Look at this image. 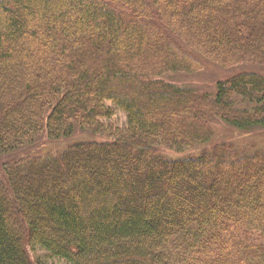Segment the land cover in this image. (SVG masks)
I'll return each instance as SVG.
<instances>
[{"label":"trees","instance_id":"16d2710c","mask_svg":"<svg viewBox=\"0 0 264 264\" xmlns=\"http://www.w3.org/2000/svg\"><path fill=\"white\" fill-rule=\"evenodd\" d=\"M28 40L43 66L22 76ZM208 63L264 64V0H0V264H47L26 248L66 264H264V147L207 142L216 124L264 129V78L240 72L213 97L159 80ZM44 135L73 143L43 154ZM220 157L261 167L252 207L237 175H215Z\"/></svg>","mask_w":264,"mask_h":264},{"label":"rangeland","instance_id":"374dc122","mask_svg":"<svg viewBox=\"0 0 264 264\" xmlns=\"http://www.w3.org/2000/svg\"><path fill=\"white\" fill-rule=\"evenodd\" d=\"M23 46H24V50H26V52L20 51L19 52L20 56L16 52L14 59H17L18 57L20 58L21 63H23V66H20L18 68L21 69L22 76L24 74L26 76L29 72H32V70L37 69L38 65L43 66V63L41 64V61H40L41 60V50L38 47H36V46L31 47L29 40L25 41ZM13 64H11V65L13 66ZM240 72H244V74L255 73L260 78L261 77L264 78V69H261V66H259V65H255V64L245 65V64H243V65L238 66V67H232V68L224 67V68H222L218 65L208 63L205 65V67H203L197 73H190V72L189 73H178V72L167 73L166 74L167 78L162 79V81L169 83V84H172V85L179 87V88H191V89L195 88L198 91L206 93L207 95H210L211 97H213L215 95L216 85L219 81L232 79L235 76L239 75ZM16 84H19V82H13L10 86L16 85ZM1 93L4 94L5 90H3ZM196 107H198V106H196ZM166 113L168 114V112H166ZM146 117H147V115H146ZM173 117H174V114L172 115L170 113L168 115H164L163 118H166L169 120V122L173 123L172 122ZM125 119L126 118L124 117L123 113L117 111L114 113L113 118L110 120V122L114 123L118 127H122L125 123ZM105 122H107V121H105ZM170 130H172L171 133L174 135V130L173 129H170ZM213 132H214V139H213L214 142L220 143V142H226L229 140H233L242 149L248 148L249 143L256 142V144H258V143L264 144V129H261V128H253L248 132H237V131H234V130H232V129L224 126V125L216 124L213 127ZM42 139L44 140L45 143L39 146V150L43 154L49 153L52 155V154L58 153L60 151L65 150L66 148H68L73 143L72 139L71 140H62V141H58V142H49L46 138V135H44ZM100 140L101 139H99V141ZM102 140H106V139H102ZM239 156H244V155L239 154ZM69 157H70V155L64 157L59 162H54V163L48 165L46 170L54 171L60 166H62V168H63V163H65L64 161L66 159H68ZM7 161H8V156H4V159L1 162H7ZM224 161H225L224 158L220 157V159L217 160L216 162H214V164L212 165L213 166L212 169L214 170L215 175L223 174L225 169H229L232 173L237 175V177L233 178V181L237 184V186L239 185L238 192H239V195L242 196L240 203L245 202L246 204H248L250 206L252 204V202L249 203V201L247 199H245L243 196L246 195V196L253 197L255 194L258 195L259 193H261V188L258 187V185L261 186V182H262V178H263V172L261 170V167H259L257 169L254 168L250 171V170H248V167H246L245 165L238 166V165L233 163V165L225 164V166H226V168H225V167H222V165H221V164H224L223 163ZM1 162H0V171L2 168ZM56 165H58V166H56ZM189 170L192 171L191 169H189ZM198 170H202V169L199 167ZM38 171L39 170H37L36 167H33L30 170V172H27L28 173L27 174L24 172V170L20 169L18 171V176L36 175V173ZM195 172H197V170ZM249 174H251L250 182L252 181L253 184L247 189H245L244 186L240 187V184L243 181L240 180L239 175H243L244 177H246ZM0 179L5 180V175H4V177H0ZM223 181H225L224 182L225 184L222 186V189L225 193H226V189H228L229 186L235 187V184L233 182L229 184V182L226 179ZM22 198H23V196H22ZM255 204H261L260 200L255 202ZM252 206L253 205H251V207ZM15 216H14V220L18 221V218ZM19 227H20V225H19ZM20 231L22 234L21 227H20ZM47 234H48V236L50 235V237L57 240L56 235H53V233H51V234L47 233ZM152 253H153V251H152ZM34 255H36L37 257L42 259V261H46L47 264H66L64 261L48 257L45 252L40 251V250L34 252ZM41 263L43 264V262H41ZM137 264H140V263L137 262Z\"/></svg>","mask_w":264,"mask_h":264},{"label":"bare ground","instance_id":"6f19581e","mask_svg":"<svg viewBox=\"0 0 264 264\" xmlns=\"http://www.w3.org/2000/svg\"><path fill=\"white\" fill-rule=\"evenodd\" d=\"M261 69H264V64H262L261 65ZM167 77H166V74L165 75H163V77H160V79L159 80H161V79H166ZM162 81V80H161ZM221 121V123H223V124H229L227 121H225V120H223V119H221L220 120ZM209 141H213V140H211V139H209L207 142H209ZM210 144V143H209ZM208 145V144H207ZM204 146V145H203ZM192 152V151H191ZM166 158L168 157V156H170V155H177V156H182V155H178V154H175V153H173V152H171V151H165L164 153H162ZM26 250V253H27V255L29 256V258H30V260L33 262V261H35V255H34V253L31 251V249H29V248H26L25 249Z\"/></svg>","mask_w":264,"mask_h":264}]
</instances>
